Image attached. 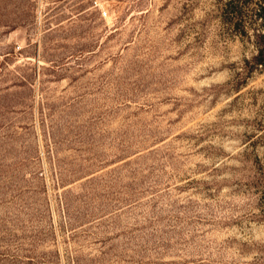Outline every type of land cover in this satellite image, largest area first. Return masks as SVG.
Masks as SVG:
<instances>
[{"label": "rangeland", "instance_id": "obj_1", "mask_svg": "<svg viewBox=\"0 0 264 264\" xmlns=\"http://www.w3.org/2000/svg\"><path fill=\"white\" fill-rule=\"evenodd\" d=\"M218 0H0V264H264V66Z\"/></svg>", "mask_w": 264, "mask_h": 264}, {"label": "trees", "instance_id": "obj_2", "mask_svg": "<svg viewBox=\"0 0 264 264\" xmlns=\"http://www.w3.org/2000/svg\"><path fill=\"white\" fill-rule=\"evenodd\" d=\"M218 9L225 23L239 34L250 33L256 39L258 53L254 64L264 66V0H218Z\"/></svg>", "mask_w": 264, "mask_h": 264}]
</instances>
